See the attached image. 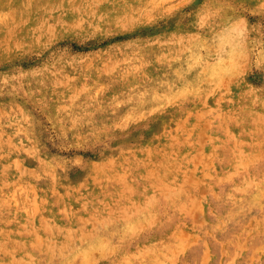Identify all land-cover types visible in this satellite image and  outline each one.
<instances>
[{
    "label": "rangeland",
    "instance_id": "374dc122",
    "mask_svg": "<svg viewBox=\"0 0 264 264\" xmlns=\"http://www.w3.org/2000/svg\"><path fill=\"white\" fill-rule=\"evenodd\" d=\"M0 264H264V0H0Z\"/></svg>",
    "mask_w": 264,
    "mask_h": 264
},
{
    "label": "bare ground",
    "instance_id": "6f19581e",
    "mask_svg": "<svg viewBox=\"0 0 264 264\" xmlns=\"http://www.w3.org/2000/svg\"><path fill=\"white\" fill-rule=\"evenodd\" d=\"M118 16V15H117Z\"/></svg>",
    "mask_w": 264,
    "mask_h": 264
}]
</instances>
